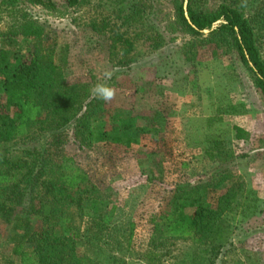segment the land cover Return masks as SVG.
Masks as SVG:
<instances>
[{
	"label": "trees",
	"instance_id": "16d2710c",
	"mask_svg": "<svg viewBox=\"0 0 264 264\" xmlns=\"http://www.w3.org/2000/svg\"><path fill=\"white\" fill-rule=\"evenodd\" d=\"M60 1L65 8L90 6V0ZM100 1L123 24L108 18L90 26L108 34L110 50L124 59L120 62H127L136 40L152 50L164 46L163 34L152 25L154 12L147 11V3L155 0ZM184 1L169 0L173 18L167 22L170 32L188 36L183 51L209 46L214 53L235 54L264 103V0H217L212 8H207V0H187L191 25ZM56 5V0H0V9L11 16L9 24L0 27V246L9 244L7 259L0 250V264H125L122 256L129 251L133 225L122 233L117 222L121 208L110 189L92 183L73 157L57 158L44 146L29 145L68 125L86 147L138 144L136 136L123 137L104 127L105 102L92 94L89 84L66 80L67 46L59 45L49 23L28 8L51 10ZM148 120L147 125L130 127L161 139L166 117L155 112ZM234 131L236 139H246L242 128L235 126ZM204 154L216 164L215 174L206 185H177L168 209L151 219L154 230L142 257L145 264H164L181 243L188 259L180 264H216L233 240L224 216L246 217L250 211L251 191L229 167L232 151L211 140ZM144 160L138 164L143 166ZM209 190L217 193L211 202L206 198ZM5 230L7 240L2 242ZM88 248L97 259L87 254Z\"/></svg>",
	"mask_w": 264,
	"mask_h": 264
},
{
	"label": "rangeland",
	"instance_id": "374dc122",
	"mask_svg": "<svg viewBox=\"0 0 264 264\" xmlns=\"http://www.w3.org/2000/svg\"><path fill=\"white\" fill-rule=\"evenodd\" d=\"M56 1L51 10L28 8L49 23L59 45L67 46L66 80L92 88L96 84L114 87L115 98L104 101V127L123 137L136 136L138 144L127 148L108 142L86 147L75 139L68 125L29 145L44 146L57 158L73 157L92 183L103 191L110 189L113 201L121 208L117 222L122 233L127 234L134 225L129 251L122 256L125 264H145L142 257L154 230L151 219L168 209L177 185L208 184L216 164L204 152L209 141H221L234 155L229 164L232 173L251 191L247 202L254 201L246 217L239 213L224 216L223 223L233 231V240L216 264H264V103L236 55L222 50L214 53L209 46L184 52L188 36L167 29V22L173 18L169 0H155L147 3V11L152 8L154 12L152 25L163 34L164 46L152 50L148 43L136 40L123 63L122 56L110 50L108 34L90 26L108 18L120 26L122 18L100 0H90V6L81 9L65 8L62 1ZM216 4L217 0H207L206 6ZM10 21V14L0 9V27ZM105 70L114 72L110 80L105 79ZM155 112L167 120L161 139L132 129L149 124ZM235 126L247 133L246 139H236ZM140 160L147 162L140 166ZM216 194L209 190L207 201H213ZM7 233L3 231L2 242H6ZM4 244L0 250L7 259L9 244ZM185 252L186 245L178 244L164 264H180L188 259ZM87 254L96 257L92 248Z\"/></svg>",
	"mask_w": 264,
	"mask_h": 264
},
{
	"label": "clouds",
	"instance_id": "9594fccd",
	"mask_svg": "<svg viewBox=\"0 0 264 264\" xmlns=\"http://www.w3.org/2000/svg\"><path fill=\"white\" fill-rule=\"evenodd\" d=\"M114 72L112 70H105L104 77L106 80H110ZM116 89L107 84H96L92 89V94L105 102H111L116 96Z\"/></svg>",
	"mask_w": 264,
	"mask_h": 264
},
{
	"label": "water",
	"instance_id": "95a60500",
	"mask_svg": "<svg viewBox=\"0 0 264 264\" xmlns=\"http://www.w3.org/2000/svg\"><path fill=\"white\" fill-rule=\"evenodd\" d=\"M184 14H185V18L187 19L188 23L191 25V22L188 18V15H187V0L184 1ZM215 26H213L214 28ZM208 31H203V33H207Z\"/></svg>",
	"mask_w": 264,
	"mask_h": 264
},
{
	"label": "crops",
	"instance_id": "0c3cea01",
	"mask_svg": "<svg viewBox=\"0 0 264 264\" xmlns=\"http://www.w3.org/2000/svg\"><path fill=\"white\" fill-rule=\"evenodd\" d=\"M150 216V215H149ZM151 218H152V216H151ZM148 222V221H147ZM134 226V225H133Z\"/></svg>",
	"mask_w": 264,
	"mask_h": 264
}]
</instances>
